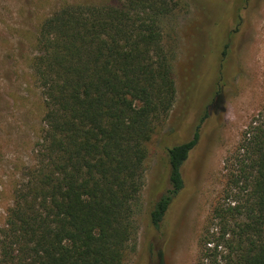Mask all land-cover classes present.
Segmentation results:
<instances>
[{
	"label": "trees",
	"instance_id": "16d2710c",
	"mask_svg": "<svg viewBox=\"0 0 264 264\" xmlns=\"http://www.w3.org/2000/svg\"><path fill=\"white\" fill-rule=\"evenodd\" d=\"M181 8L65 4L40 23L32 70L42 128L0 228V264H129L148 144L175 101L169 22ZM199 132L166 150L169 188L148 215L157 232ZM221 179L194 264H264V109L224 158Z\"/></svg>",
	"mask_w": 264,
	"mask_h": 264
},
{
	"label": "rangeland",
	"instance_id": "374dc122",
	"mask_svg": "<svg viewBox=\"0 0 264 264\" xmlns=\"http://www.w3.org/2000/svg\"><path fill=\"white\" fill-rule=\"evenodd\" d=\"M113 0H0V228L13 188L34 163L43 104L32 61L40 23L65 4ZM169 22L175 101L148 144L136 248L129 264H194L196 241L221 189L222 165L264 109V0H181ZM199 140L182 166L184 188L155 231L153 203L168 188L166 150Z\"/></svg>",
	"mask_w": 264,
	"mask_h": 264
}]
</instances>
